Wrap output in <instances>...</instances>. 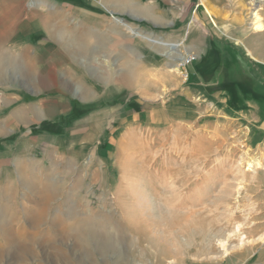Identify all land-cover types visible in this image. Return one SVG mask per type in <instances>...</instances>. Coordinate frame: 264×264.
<instances>
[{
	"label": "rangeland",
	"instance_id": "374dc122",
	"mask_svg": "<svg viewBox=\"0 0 264 264\" xmlns=\"http://www.w3.org/2000/svg\"><path fill=\"white\" fill-rule=\"evenodd\" d=\"M143 1L161 26L117 4L85 18L115 32H61L35 79L0 62V264L264 262V0ZM95 3L51 5L72 27Z\"/></svg>",
	"mask_w": 264,
	"mask_h": 264
},
{
	"label": "crops",
	"instance_id": "0c3cea01",
	"mask_svg": "<svg viewBox=\"0 0 264 264\" xmlns=\"http://www.w3.org/2000/svg\"><path fill=\"white\" fill-rule=\"evenodd\" d=\"M56 1L64 2V0H56ZM144 2L145 1L143 0L98 1L95 4L99 6L98 9L101 10V13L98 12L99 10H95L92 7L91 9L88 8L85 9V7L78 8L75 14L76 24L72 27H69L66 22L65 23L56 22L57 15L58 16L64 14L65 16L71 15L72 13L71 8L54 7L51 5L52 0H31V8L26 9V11L24 8L20 6L5 8L3 7L2 5L3 3H2L0 4V62L1 63L3 62L4 60L3 57L5 56L7 57L10 56L13 60H15L16 58L17 60L20 59L28 64L29 72H31V80L35 79L37 78V74H39L40 72H46L44 70V64L46 62V56H48L51 53V43H52L51 40L55 39L54 37L57 35L61 37V32H64L65 36H68L69 32H72L70 37L77 43V45L79 44L82 45L84 40L87 39L88 35L87 33H85V31L91 30L97 32L98 36H100L99 39H101L102 36L109 37L111 33L115 32L117 28L116 26L118 25L116 24V22L100 21L99 23H86L85 18L90 17L91 15L89 14L91 13L89 12H92L102 15V17L105 19H108L109 17H112L111 19H113L115 13L108 11L106 8L111 9L113 8V6L117 4L123 8L126 7L129 14L131 12L135 14L138 13L142 17L141 19H136L127 16L128 18L132 20H140L139 22L141 23L144 22L154 27L161 26V22L165 21L163 20V12L160 11L158 8H154L153 11H151L147 6L148 4L144 5ZM84 11H87V14H85ZM5 14L9 16V22L6 24L3 22ZM22 15H26L27 18L23 17ZM124 18L127 19L126 17ZM121 19L122 18H120L119 20ZM22 20H26V23H21ZM176 22L179 23V14H178V18L176 19ZM209 31L213 33V30H208V32ZM53 33H55L56 35ZM193 39H194L195 47L202 45L200 38L194 36ZM4 40L10 41L9 43L14 48H17V52L15 54L5 55L4 51L1 49V46L2 47L5 46ZM255 56L256 55L253 56V59H255ZM256 58L258 59L257 62H264V58H261L259 55H257ZM257 101H260L259 107L263 111V116H264V99L263 100L260 99ZM37 109H39L40 111H37ZM14 110L18 111V107H16ZM31 113L33 115L32 117L34 118H36L37 113L39 117L43 115V111L41 110V107L37 106L32 101H31ZM263 123H264V117H263ZM262 126H263L262 129L264 131V124ZM248 262L250 263H246V264H264V262L257 261L256 257H254L252 260ZM241 264H245V263L242 262Z\"/></svg>",
	"mask_w": 264,
	"mask_h": 264
},
{
	"label": "bare ground",
	"instance_id": "6f19581e",
	"mask_svg": "<svg viewBox=\"0 0 264 264\" xmlns=\"http://www.w3.org/2000/svg\"><path fill=\"white\" fill-rule=\"evenodd\" d=\"M148 14V13H147ZM120 22V21H119ZM260 27V25H259V22L258 21H255V23L253 24V28L254 29H258ZM84 33V32H83ZM153 41V40H152ZM153 43L154 44H156V46H160V47H162V48H166L169 52H165V54H164V56H166V57H168V58H172V57H174L173 56V54L175 55V54H177L178 53V45H175V46H173V45H169V44H165V43H162V42H157V41H153ZM79 51V50H78ZM179 56V55H178ZM176 58H178L179 60H182L183 58L181 57V55L179 56V57H176ZM205 190H207V189H205ZM49 196L50 197H54V190L53 189H50L49 190ZM36 221V220H35ZM38 224V223H37ZM7 236V235H6ZM14 243V242H13ZM31 244V238L29 239H26L25 241H24V246H23V248H21V249H19L18 248V253H17V255H19V257H18V260L19 261H23V260H25V255H26V249H28V246ZM10 246V245H9ZM21 246V245H20Z\"/></svg>",
	"mask_w": 264,
	"mask_h": 264
},
{
	"label": "trees",
	"instance_id": "16d2710c",
	"mask_svg": "<svg viewBox=\"0 0 264 264\" xmlns=\"http://www.w3.org/2000/svg\"><path fill=\"white\" fill-rule=\"evenodd\" d=\"M257 98H259V99H264V96H261V95H257ZM44 127V125L42 124L39 128H35L34 127V129L33 130H36V129H38V130H43L42 128Z\"/></svg>",
	"mask_w": 264,
	"mask_h": 264
},
{
	"label": "built area",
	"instance_id": "2783aa9c",
	"mask_svg": "<svg viewBox=\"0 0 264 264\" xmlns=\"http://www.w3.org/2000/svg\"><path fill=\"white\" fill-rule=\"evenodd\" d=\"M89 1H96V2H98V1H101V0H89ZM187 57H188V59L186 61L187 64L190 63V62H192L194 60L193 58H189V56H187ZM186 63H183V64H186Z\"/></svg>",
	"mask_w": 264,
	"mask_h": 264
}]
</instances>
